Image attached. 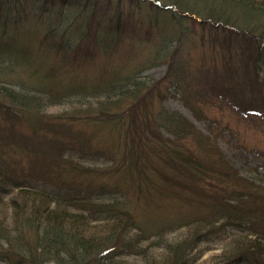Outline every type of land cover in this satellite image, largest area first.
<instances>
[{"label": "trees", "instance_id": "1", "mask_svg": "<svg viewBox=\"0 0 264 264\" xmlns=\"http://www.w3.org/2000/svg\"><path fill=\"white\" fill-rule=\"evenodd\" d=\"M149 2L154 14L163 13L181 26L177 36L167 39L169 45L175 44L174 50H150L147 59L123 67L129 71L106 68L103 73L105 69L101 67L94 76L90 75L91 67L85 65L97 68L92 64L91 48L78 46L69 48L74 50L70 52L47 40L50 32L64 30L65 23L61 25L60 19L39 18L35 29L14 33L9 25L28 21H15L9 13L4 20L0 18V121L4 125L1 129L0 124V237L7 245L1 254L5 263L136 264L129 259L142 256L143 264H194L193 251L198 243L212 236L226 239L227 244L203 264H264V172L258 167L253 175L243 174L222 150L217 137L211 135L212 129H208L209 134L203 133L181 112L161 111L154 123L147 118V112L138 118L139 107H147V95L158 90L160 80L145 85L138 81L143 76L137 73L132 77L138 68L158 62L167 64V75L182 76L180 68L184 65L179 64L178 57L190 34L186 23L192 17L198 18L202 27L212 29L213 36H219V30L226 35L203 42L209 48L203 57L211 62L201 66L207 69L195 83L198 89L184 94L187 106L200 119L199 103L208 102L216 94L240 115L264 117V0ZM62 3L67 4V0ZM15 5L16 12L25 7ZM53 24L57 28H48ZM81 26V22L75 26L78 33L82 32L78 34L81 39H96L102 46L103 39L96 38L91 23L83 30ZM120 27L118 16L116 28ZM26 32L37 34L38 50H46L48 57L43 78L36 83L32 81L36 79L34 75L25 83L23 78L27 89L21 87V91L13 84L21 83L16 77L22 76L17 73L29 65L30 54L18 44ZM131 84L134 86H128ZM127 103L130 111L124 121L129 122L126 129L132 136L133 150L126 151L123 159L131 154L138 159L133 166L122 171L116 152L107 157L111 160L106 168L78 161L75 156L90 155L80 149L89 141L78 142L85 133L77 123L94 117L99 124L112 126L111 122L117 120L111 116ZM65 104L69 108L59 116L45 111L47 105ZM23 125L28 131L20 129ZM160 129L171 138H163ZM135 133L141 135V145L134 139ZM189 138L196 140V146L206 152L204 156L180 144ZM7 146L19 148L18 155L10 158L14 162L2 155ZM256 154L264 157L263 153ZM15 164H20L21 172ZM117 172L127 176L128 186L147 181L145 188L150 186L148 174L153 172L158 197L169 193L180 197L181 204L174 202L181 214L169 211L173 217L138 220L125 205L123 193L117 198L113 187L105 182L92 185L90 180L114 179ZM138 192L148 196L140 187ZM182 229H186L184 235L169 238Z\"/></svg>", "mask_w": 264, "mask_h": 264}, {"label": "rangeland", "instance_id": "2", "mask_svg": "<svg viewBox=\"0 0 264 264\" xmlns=\"http://www.w3.org/2000/svg\"><path fill=\"white\" fill-rule=\"evenodd\" d=\"M141 1V3H138L132 2L131 0H67V4H63L62 0H0V18L4 20L9 13V16L13 15L15 17V21L23 20V18V21H28L26 23H12L9 25V29L14 33L25 30L24 28L30 30L32 28L35 29L37 27L35 24H37L39 18L43 21L51 17L53 19L57 18L58 21L60 19L61 25L65 23V25H62L65 26L64 30H59L56 33L50 32L47 40L52 44H58L68 50H70L69 48L78 49V46H82L83 48V46L86 45L91 48L90 53H92V56H90L92 58V64L97 68H94L89 63H85V65L91 67L90 75L94 76L97 75L101 67L105 69L103 73L106 72V68H120L122 71H129V68L123 67H125L126 64L130 66L136 64L137 61L147 59L148 56H150V50L154 52V50L162 48L164 49L162 52L165 53L166 51L174 50L175 44L169 45L168 40L173 34L177 36L181 26L177 25L171 17L170 19L172 21H169V17L163 15V13L154 14L155 12L152 10L149 2L150 0ZM15 4L20 6L23 5V7L25 6L26 8L21 7L23 11L16 12L13 10L16 8ZM41 15L44 16L42 17ZM118 16H121L120 30L116 28ZM169 16L171 15L169 14ZM154 17H156L155 20L150 19ZM0 22L3 24L2 21ZM80 22L83 25L81 26V30L86 27L87 23L92 24V29L94 30L96 38L99 37L101 40L103 39L104 43L102 42V46L99 45L96 39H92L94 35L91 38L92 40H88L87 38L81 39L79 35H81L82 32L78 33L75 30V26H78ZM100 22H102L101 26H97ZM186 24L189 27L190 34L186 35L187 38L182 44V53L178 57L179 64L184 65V68H180L183 73L182 76L178 73L167 75L170 72L167 64H161L159 62L154 65H147L141 70L138 68L136 74L132 75L133 77L138 73V76H143V79H138V81L145 83V85H151V83L160 80L159 91H152L147 95L149 104L147 107L146 105L139 107L138 118H142L147 112V118L154 123L161 111L181 112L183 116H186L192 121L196 128L203 133L209 134L210 132L208 129H212L211 135L213 134L217 137L216 141L219 143L222 150L235 162L243 174L253 175V170H256L258 167L264 172V157L261 158L256 154L258 152L264 154V117L240 115V112L235 107L232 108L231 105H229L230 103H224L225 101L220 100L219 98L221 97L216 96V94H214L212 99L208 102L205 103L201 101V104L199 103L200 106L197 108H200L202 111V118L200 119L197 116L195 117L193 111L187 106L184 100V94L188 91L191 92L198 89L195 83L201 80V77H203L207 69L201 68V66L203 62L206 64H210L211 62L210 58L205 59L203 57L204 52H209L208 46L206 45L204 47L203 42H211L215 37L222 39L225 33L219 30V36H213L211 34V32H213L212 29L210 27H208V29L207 27H202L198 22V18L195 19L192 17ZM49 26L48 28H57V24ZM48 30L49 29H46V33ZM20 37L21 40H19L18 44L23 46L26 49L25 51L30 54V61L28 66L21 68L20 72L17 73L21 75L22 78H16H18V81L24 78L23 83H25L28 82V80H32L30 79L32 78L31 75H34L36 79L32 81L36 83L39 78H43L48 52L43 49L38 50L39 44L35 41L38 37L37 34L26 32L22 33ZM114 40L117 41L114 42ZM66 49L62 50L65 51ZM71 51L74 52V50H70V52ZM128 60L131 61L127 63ZM212 64H214V62H212ZM116 76L118 78L120 77V75ZM23 83L22 81L21 83L17 82L15 86L13 84V87L20 90L21 87L26 88ZM128 86L132 87L134 84ZM117 94L118 93H116L115 96ZM45 108V111L50 114L52 113L55 116H59L62 114V110L68 109L69 106L66 104L61 106L47 105ZM129 111L130 107L127 103L125 107L111 116L117 120L111 122L113 123L112 126L110 123H108L107 126L99 124V122L94 121V117H92V119L87 118L83 124L80 122L77 123L79 124L78 127L85 133V138L83 139V137H80L79 139H82L78 142L85 143L87 139L89 141L87 145L80 147V149L90 156H75V158L78 161L82 160L84 163L91 165V167L106 168L107 164L110 163L109 160H111L107 157H109L112 152H116L114 153L117 155L116 161L121 167H124V169L119 168L122 171L128 169L135 160H138L131 157V154L128 155L129 158L126 160L123 159L126 151H129V149L131 151L133 150L132 136L126 129L129 122L128 120L124 121V116L128 117ZM0 124L2 129L4 125L1 121ZM216 124L220 125L216 126ZM20 129L28 131L26 125H23ZM159 131V134L163 138H171L167 132L161 129ZM140 138L141 135L135 133L134 139H137L138 145L142 143ZM179 142L183 144V147L186 146L187 149L195 152L197 155L204 156L206 154L203 149L196 146V140L193 138ZM241 145L246 146L248 150L242 149L240 147ZM146 146L148 147L149 144ZM17 150H19L18 147L12 148L7 146L3 149L4 153L2 152V155L6 159L9 158V160H12L10 158H15L18 155ZM12 161L14 162V160ZM24 162L27 164V160H24ZM140 164H142V160ZM15 165V169L21 172L20 164ZM148 176L150 183L148 188H145L147 181L140 186L138 184L135 185L134 182H132L133 184H131V186H128L129 181L125 178L127 176L124 174L118 175V172L113 177L114 179L93 177L90 180L92 185L105 182L109 187H113V196L117 198H120L121 193H123L124 197L122 199L126 201L125 205L133 210L134 214L138 216V220L143 221L144 219L150 218L166 219L173 217L169 211H176L179 216L181 211L175 202L181 204L179 202L180 197L172 196L173 194L169 193L159 198L158 190H156L154 186V184L157 183L155 182L157 177L153 172H150ZM66 179L69 180L68 177H66ZM139 187L146 191L148 196H140L138 192ZM106 194L109 193H105V196H107ZM159 205L161 211H159ZM185 207L187 211H192L188 206ZM159 216H161V218H159ZM174 216L177 217L175 214ZM185 231L186 229L179 230L173 233L169 238L173 239L183 234ZM2 239L3 238L0 237V263L7 264L2 261L3 256L1 257V252L3 253L7 246L6 242ZM150 244L153 245L152 242ZM226 244V239L212 236L198 243V246L193 251L195 256L194 264H203L212 256L219 254ZM151 245L149 248L157 246L156 244H154V246ZM155 248L157 247H154V249ZM11 257L13 258L14 256ZM129 260L136 264H143L142 256H135Z\"/></svg>", "mask_w": 264, "mask_h": 264}, {"label": "bare ground", "instance_id": "3", "mask_svg": "<svg viewBox=\"0 0 264 264\" xmlns=\"http://www.w3.org/2000/svg\"><path fill=\"white\" fill-rule=\"evenodd\" d=\"M155 242V241H154ZM1 254H2V252H1ZM2 257V256H1Z\"/></svg>", "mask_w": 264, "mask_h": 264}]
</instances>
